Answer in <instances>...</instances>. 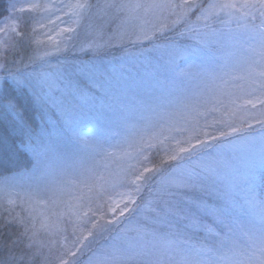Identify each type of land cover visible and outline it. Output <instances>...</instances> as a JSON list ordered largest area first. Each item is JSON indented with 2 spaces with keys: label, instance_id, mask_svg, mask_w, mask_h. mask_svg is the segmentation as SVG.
<instances>
[{
  "label": "snow or ice",
  "instance_id": "obj_1",
  "mask_svg": "<svg viewBox=\"0 0 264 264\" xmlns=\"http://www.w3.org/2000/svg\"><path fill=\"white\" fill-rule=\"evenodd\" d=\"M153 118L119 172L97 179L74 150L84 121ZM256 157L264 0H7L0 264H264V201L256 222L240 202Z\"/></svg>",
  "mask_w": 264,
  "mask_h": 264
},
{
  "label": "rangeland",
  "instance_id": "obj_2",
  "mask_svg": "<svg viewBox=\"0 0 264 264\" xmlns=\"http://www.w3.org/2000/svg\"><path fill=\"white\" fill-rule=\"evenodd\" d=\"M37 3H48L49 0H34ZM65 3L72 2L75 0H64ZM66 18V17H65ZM234 27V26H233ZM39 39L46 41V36L41 35ZM249 44L252 42L249 41ZM247 48V45H245ZM196 70L193 69V72ZM78 138L75 142L74 150L77 152L78 156L88 161L89 166L94 169V175L98 179L100 176H108L109 173L119 172L125 166V153L133 152L135 146L139 143L141 137L147 138L153 133L158 134L160 129L155 126V118H153L152 123L149 124L147 120L140 121H129L127 124L116 125L109 122L95 120L84 121L78 126ZM96 132L98 134L108 133L109 137L117 134H121L122 138L115 139L114 142L107 143L109 147V152L107 149H102L97 141ZM95 135V137H94ZM114 137V136H113ZM249 163L247 160H237L235 161V166L241 171H244L246 165ZM66 162L64 160L52 161L53 171L64 167ZM254 167L256 171V182L255 188L251 193H241L240 202L244 206L245 219L249 222H256L258 220V214L260 210V204L264 201V183L260 180V174L264 169L261 167V162L259 157H256L254 161ZM15 184H24L22 179H17L14 181ZM0 186V188H2ZM83 187V185H80ZM243 188L244 185H241ZM7 191L12 192L13 196L15 193L29 191L27 187H10ZM77 189L75 186H65L63 191L58 192L54 199H60L67 201L71 198L72 194H75ZM3 195V192H0ZM247 197V198H246ZM43 202L37 205V211L48 212L49 209L42 207ZM55 208H51V211H55ZM62 210V208H61Z\"/></svg>",
  "mask_w": 264,
  "mask_h": 264
},
{
  "label": "trees",
  "instance_id": "obj_3",
  "mask_svg": "<svg viewBox=\"0 0 264 264\" xmlns=\"http://www.w3.org/2000/svg\"><path fill=\"white\" fill-rule=\"evenodd\" d=\"M6 4H7V0H0V18H2L3 10H4V7L6 6ZM37 119H39V117H37ZM98 133L99 132H96V134H97L96 137H98L97 141L100 145H102V149H107L106 150L107 153L110 151L109 147H107V143L114 142V141H116L115 139L118 140V138H122L121 134H117V133L115 135H113L114 137L113 136L109 137V135H107L108 133H104V134H98ZM94 137H95V135H94ZM10 167H16V165L13 164V165H10ZM5 175H8V174H6V173L0 174V186L3 185V179H4ZM23 182L25 183L24 180H23Z\"/></svg>",
  "mask_w": 264,
  "mask_h": 264
}]
</instances>
